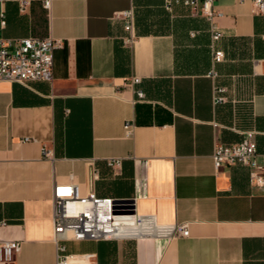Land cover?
Segmentation results:
<instances>
[{
  "label": "crops",
  "instance_id": "1",
  "mask_svg": "<svg viewBox=\"0 0 264 264\" xmlns=\"http://www.w3.org/2000/svg\"><path fill=\"white\" fill-rule=\"evenodd\" d=\"M167 4L56 0L47 12L42 0H0V37L61 42L52 81H0V242L21 245L0 264H57L52 200L65 184L131 203L147 233L63 241L68 254L93 264H264V189L248 167L216 171L212 160L217 143L251 131L264 166V16L253 0H215L225 54L215 64L210 20ZM128 10L133 44L115 17ZM215 87L226 89L224 103H214ZM179 224L188 237L173 234Z\"/></svg>",
  "mask_w": 264,
  "mask_h": 264
},
{
  "label": "built area",
  "instance_id": "2",
  "mask_svg": "<svg viewBox=\"0 0 264 264\" xmlns=\"http://www.w3.org/2000/svg\"><path fill=\"white\" fill-rule=\"evenodd\" d=\"M56 0H42L44 10L51 12ZM215 0H168L167 8L171 9L174 3L190 7L194 14H202L211 22L213 40V60L215 64L224 61L225 54L218 50L215 44L223 37V32L213 23L215 16L212 6ZM254 12L264 16V0H253ZM26 2L22 3V9ZM118 19L125 22V29L130 33L127 43H135L133 10L116 14ZM2 24H5L3 21ZM61 45L59 40L53 38L29 37L22 39H6L0 37V81H9L26 84L34 81H47L53 79L54 52ZM215 78L217 73L212 71ZM132 84L141 82L140 78H133ZM225 88L215 87L214 103L221 104L226 101ZM137 100L145 98L141 90L136 91ZM136 125L127 122L124 132L127 138H133ZM255 132H246L241 142L231 145L217 143L212 160L216 171L227 166L242 165L250 169V182L252 186L264 189V166L258 165L257 144ZM29 141V139H25ZM44 157L53 158V153L47 148L43 149ZM112 160L110 165L119 163ZM53 236L57 244V264H93L94 256L90 254H68L63 241H110L128 240L132 237L123 234V229L129 224L140 225L132 204L127 201L98 198L94 193L82 197L74 184L55 185L53 195ZM134 219V220H133ZM173 234L180 237L190 235L186 224H179L173 228ZM19 242H0V261L11 263L19 253Z\"/></svg>",
  "mask_w": 264,
  "mask_h": 264
},
{
  "label": "bare ground",
  "instance_id": "3",
  "mask_svg": "<svg viewBox=\"0 0 264 264\" xmlns=\"http://www.w3.org/2000/svg\"><path fill=\"white\" fill-rule=\"evenodd\" d=\"M134 220V219H133ZM141 225H134V223L129 224L127 228L123 229V234L129 237H136L143 236V230L139 228ZM146 233V232H144ZM147 234V233H146Z\"/></svg>",
  "mask_w": 264,
  "mask_h": 264
}]
</instances>
